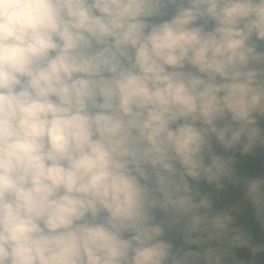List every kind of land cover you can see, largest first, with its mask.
<instances>
[{
	"label": "clouds",
	"instance_id": "clouds-1",
	"mask_svg": "<svg viewBox=\"0 0 264 264\" xmlns=\"http://www.w3.org/2000/svg\"><path fill=\"white\" fill-rule=\"evenodd\" d=\"M257 42L264 0H0V264H264L196 187L264 144Z\"/></svg>",
	"mask_w": 264,
	"mask_h": 264
},
{
	"label": "flooded vegetation",
	"instance_id": "flooded-vegetation-1",
	"mask_svg": "<svg viewBox=\"0 0 264 264\" xmlns=\"http://www.w3.org/2000/svg\"><path fill=\"white\" fill-rule=\"evenodd\" d=\"M257 45L258 46L261 45V42H257ZM256 126L259 127V129H263L261 135L264 136V116H262L260 120L257 119ZM263 148H264V144L258 143L249 153L242 154V157L239 155L237 156L235 153L228 154V155H232L236 161L235 164L233 165L235 169L236 183H230V182L225 181L224 183L227 186V189L225 186L222 192L218 194H213V196L212 195L209 196L210 199L212 200L213 209L216 211H223L235 205L238 212L231 213L233 215V226L234 227L244 226L245 229H249V231H252L258 225L255 224V221L252 222V224L248 223L246 221L245 216H243V215H247V213L245 212L244 209H242L243 207L241 205L251 206V204L247 200L243 199L244 198L243 192H244V187L249 180L254 179L257 176L264 175V149ZM216 151L222 154L221 151L218 149V147H216ZM252 154H256V156H252ZM222 155H226V154H222ZM240 175L243 176L242 179H240ZM201 180L196 184V187L199 190L200 194L204 195V191L207 189V187L201 183ZM229 189H234L235 191H232ZM241 195H243V197ZM243 203H246V204H243ZM246 210L254 212L253 208L252 209L246 208ZM240 212L241 214H239ZM171 238L173 240V244L175 243L176 240L180 242L179 236L176 232L171 233ZM211 246L216 247V248H221V249L226 247L224 243H222L221 241H216V240L211 242ZM243 252H244L243 249H232L230 254L224 257L223 264H230L228 262L230 259V256H237V255L243 254Z\"/></svg>",
	"mask_w": 264,
	"mask_h": 264
},
{
	"label": "trees",
	"instance_id": "trees-1",
	"mask_svg": "<svg viewBox=\"0 0 264 264\" xmlns=\"http://www.w3.org/2000/svg\"><path fill=\"white\" fill-rule=\"evenodd\" d=\"M258 50H264V42H261V45L258 46ZM261 118H262V116H258L257 117V119H259V120ZM218 149L221 151L222 154L228 155L230 153H235L237 156L239 155V156L242 157V154H240V152H239V147L238 146L236 147L235 150H233L230 153H224L223 150L221 148H219V147H218ZM250 170H252V169H250ZM242 177L243 176L240 175V179H242ZM201 183L207 187V189L204 191V195L207 194L208 196H211V195L213 196V194L220 193V192H217L212 186H209L203 179L201 180ZM226 189H227V186H226ZM229 190L235 191L234 189H229ZM241 196L243 197V195H241ZM229 197H231V196H229ZM235 212H238V210L235 211ZM246 213H247V215H243V216H245L246 221L248 223L252 224V222H254V212L247 210ZM239 214H241V212ZM241 228L245 229L244 226H242ZM247 230H249V229H247ZM250 233H251V235H252L254 240H264V230L260 229L259 226L255 227L252 231H250ZM179 244H180V242H178L176 240L175 243H174V247L179 245ZM243 257H245V251L243 252V254H240V255H237V256H230V259H229L228 262L230 264H233V258L240 259V258H243Z\"/></svg>",
	"mask_w": 264,
	"mask_h": 264
},
{
	"label": "rangeland",
	"instance_id": "rangeland-1",
	"mask_svg": "<svg viewBox=\"0 0 264 264\" xmlns=\"http://www.w3.org/2000/svg\"><path fill=\"white\" fill-rule=\"evenodd\" d=\"M260 131H261V133H262L263 129H260ZM263 149H264V148H263ZM263 149H262V150H263ZM262 150H261V151H262ZM261 151H260V152H261ZM252 155H253V156H256V154H252ZM257 156H258V154H257ZM225 186H226V185H225ZM243 199H245V198H243ZM245 200H246V199H245ZM243 204H246V203H243ZM240 205H241V204H240ZM241 206L243 207L242 209H244L245 212L247 211L246 208H247V209H252V208H253V206H249V205H246V206H245V205H241Z\"/></svg>",
	"mask_w": 264,
	"mask_h": 264
}]
</instances>
